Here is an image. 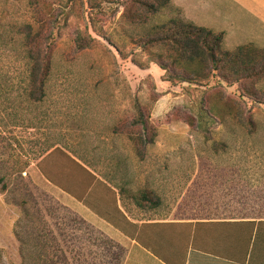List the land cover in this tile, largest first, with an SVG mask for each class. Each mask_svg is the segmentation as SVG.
I'll use <instances>...</instances> for the list:
<instances>
[{
	"label": "rangeland",
	"instance_id": "rangeland-1",
	"mask_svg": "<svg viewBox=\"0 0 264 264\" xmlns=\"http://www.w3.org/2000/svg\"><path fill=\"white\" fill-rule=\"evenodd\" d=\"M123 3L77 0L55 46V67L41 104L26 100L24 53L0 39V178L10 171L14 176L6 180L7 190L0 183V264H145L136 259L135 253L145 249L136 239L138 244L118 230L104 232L85 221L65 203L64 191L41 175L37 163L56 145L92 171L121 178L124 187L130 183L132 189L161 192L157 212L137 210L131 214L135 220L206 217L208 207L225 210L227 217L243 212L244 218L264 217V102L243 99L237 87L224 85L229 95L243 100L254 129L201 117L204 97L221 87L217 81L202 88L164 82L154 63L161 48L140 47L147 28L177 13L167 8L142 26L124 16ZM11 4V14L0 12V17L21 21L25 2ZM81 33L98 40L94 48H77ZM258 86L264 91V80ZM137 101L157 132L143 162L127 137L112 133L122 121L137 117ZM53 161L54 167L60 164L50 167L59 185L81 195L89 184L82 171L63 166L67 160L59 154ZM102 190L98 186L95 193ZM133 226L120 230L136 238L143 224ZM159 232L164 236L160 248L167 250L161 254L171 249L175 255L174 232ZM256 254L251 264H263L264 256Z\"/></svg>",
	"mask_w": 264,
	"mask_h": 264
},
{
	"label": "trees",
	"instance_id": "trees-1",
	"mask_svg": "<svg viewBox=\"0 0 264 264\" xmlns=\"http://www.w3.org/2000/svg\"><path fill=\"white\" fill-rule=\"evenodd\" d=\"M23 1L25 14L21 21L0 17V20H3L0 21V39L4 37L8 43L17 44L24 53L28 63L25 97L29 104L36 105L43 103L47 98L48 83L55 67V46L60 38L63 23L67 21L77 0ZM79 1L83 4V0ZM88 1L91 3V0ZM57 3L59 8L56 7ZM123 5L124 16L132 23L142 26L150 25V21L163 10L173 9L177 15L165 23L147 28L140 46L143 49L161 48V53L157 55L158 59L154 63L165 72L162 81L201 88L208 87L211 81H217V86L221 87L204 97L207 107L201 108V117L212 122L218 120L225 123L230 120L237 125L254 129L255 121L244 114L243 100L229 95L224 85L237 87L243 99L263 103L264 91L260 90L258 85L264 80V48L248 44L232 51L226 49L224 33L186 21L182 17L181 10L172 5V0H124ZM0 9V12L6 16L11 14L13 9L11 0H0ZM96 43L98 40L88 33L87 36L81 33L76 39V45L80 51L92 49ZM135 107L137 117L132 121H122L113 128L112 133L127 137L137 157L143 162L147 158L149 147L155 143L157 132L150 125L149 120L145 119L144 108L138 101ZM56 146L49 147L44 155L52 149L54 151L37 163V167L47 179L54 184L57 183L43 167V163L55 154H60L67 160L63 166L88 173L83 165ZM56 166L60 167V164L57 163ZM20 172L19 178L24 180V171ZM12 177L14 176L10 171L0 178V183H3L2 190L8 189L9 184L6 180ZM120 192L123 195L125 191L120 188ZM130 199L139 210L147 212L156 211L163 204L162 197L156 191L146 188L131 193ZM191 227L192 224H143L135 239L166 264H185L191 242L188 237ZM159 229L174 232L170 238H176L179 246L175 255H172L171 249H168V254H161L160 251L167 250L160 248L164 245V236L160 234ZM261 237L264 239V220L244 222V264L247 262L248 255L251 256L255 250L253 241Z\"/></svg>",
	"mask_w": 264,
	"mask_h": 264
},
{
	"label": "crops",
	"instance_id": "crops-1",
	"mask_svg": "<svg viewBox=\"0 0 264 264\" xmlns=\"http://www.w3.org/2000/svg\"><path fill=\"white\" fill-rule=\"evenodd\" d=\"M172 5L181 10L182 17L186 21L218 33H224V45L228 50L232 51L248 44L264 48V0H172ZM162 72L159 71V76L163 78L165 72L163 70ZM53 151L54 149L50 150L41 160ZM66 153L69 155L68 152ZM60 157L64 158L61 155ZM53 158L54 156L45 161L43 167L56 180L53 176L55 171L50 168L55 164ZM75 160L86 168L87 165L83 161ZM86 169L88 173H81L84 174L89 184L81 195L59 185L57 180L56 184L52 183L41 173L40 169L39 172L47 181L64 191L65 203L77 210L85 221L104 232L110 233V229L118 230L123 239L137 243L135 236L120 230L124 224H128L130 228H134L133 225L150 223L192 224L191 232L188 233L191 242L185 264H244V222L264 220L244 218V212L241 215L227 217L225 210L218 211L213 207L206 209L208 213L206 217L167 221L157 215L149 219L135 220L131 214L139 209L130 199V195L137 190L129 188L130 183L125 187L124 184L121 185L119 183L121 178L98 174L88 166ZM101 185L105 187V190L96 194V187ZM120 188L125 191L123 195ZM160 193L158 194L161 196ZM152 212L156 213L157 210L146 214H152ZM258 239L253 241L255 244L253 252L257 253L256 256H264V252H261L264 249V241ZM135 255L136 259H143L145 264H166L146 249L143 253L139 252ZM252 257V254L248 255L246 264H251Z\"/></svg>",
	"mask_w": 264,
	"mask_h": 264
}]
</instances>
